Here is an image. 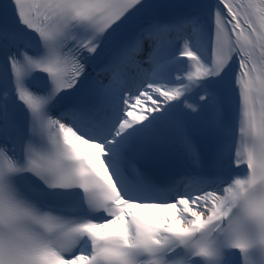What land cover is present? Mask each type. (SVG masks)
<instances>
[{
    "label": "snow or ice",
    "instance_id": "6c2138e0",
    "mask_svg": "<svg viewBox=\"0 0 264 264\" xmlns=\"http://www.w3.org/2000/svg\"><path fill=\"white\" fill-rule=\"evenodd\" d=\"M0 264H264V0H0Z\"/></svg>",
    "mask_w": 264,
    "mask_h": 264
}]
</instances>
